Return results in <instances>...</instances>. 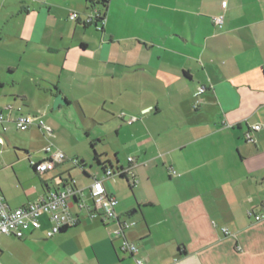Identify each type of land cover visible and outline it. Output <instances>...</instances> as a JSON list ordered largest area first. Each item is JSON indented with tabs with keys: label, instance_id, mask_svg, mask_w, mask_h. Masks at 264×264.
<instances>
[{
	"label": "crops",
	"instance_id": "1",
	"mask_svg": "<svg viewBox=\"0 0 264 264\" xmlns=\"http://www.w3.org/2000/svg\"><path fill=\"white\" fill-rule=\"evenodd\" d=\"M91 8L105 18L101 31L83 22ZM73 12L78 20L68 18ZM18 14L17 33L1 27L0 43L18 44L20 57L4 60L0 71L22 69L38 96L31 101L25 86L12 96L20 100L14 110L41 118L56 148L84 166L97 154L108 156L113 171L132 168V177L113 175L104 186L119 200V222L134 224L124 235L138 253L120 250L121 239L110 234L115 221L82 211L75 226L103 228L92 240L64 243L79 264H264V131L245 139L251 126L264 125V0H21ZM96 128L114 130L117 145L68 153L71 138L84 147L81 135L97 138ZM71 161L35 172L40 187L23 198L1 187L0 194L20 208L51 190L56 176L86 194L103 174L90 177ZM118 179L135 180L133 203ZM47 223L24 239L46 236Z\"/></svg>",
	"mask_w": 264,
	"mask_h": 264
},
{
	"label": "rangeland",
	"instance_id": "2",
	"mask_svg": "<svg viewBox=\"0 0 264 264\" xmlns=\"http://www.w3.org/2000/svg\"><path fill=\"white\" fill-rule=\"evenodd\" d=\"M20 10L21 0H0V29L4 27L5 34L14 35L17 33L19 29L18 20L20 18L18 13ZM18 52V44L12 42L0 43V69L4 60L10 59L18 62L20 57ZM15 68L16 72L11 76L6 71H0V83L4 84V87L0 88V110L3 113H6L4 109L8 106L16 109L20 105V100L16 98L14 101L12 96L20 97L21 95L16 93L21 92L25 86L33 94V96H30L31 101H33V97L36 98L34 95L38 96L36 89L28 82L29 77L25 75L22 69L17 66ZM60 102L62 103V100ZM68 116L72 118H68L67 127L73 130L75 126H71L69 121H73L75 115L71 113ZM77 118L78 122L82 124L81 119ZM8 127L9 129L6 133L0 131V139H2V142H0V167H2L0 169V187L9 198H23L25 191H37L40 187L41 178L32 170L29 162L42 160L47 154L42 153L41 150L49 143L42 138L41 133L37 135L32 131L19 132L12 125ZM94 133V135L99 136L97 138L92 136L93 138L87 140L84 139V135H81L80 141H84V147L75 145L74 139L71 138L72 142L70 144L73 149L68 153L90 150L91 143L99 151L104 150V146L110 148L117 145L115 132L111 128H96ZM52 144L54 145L52 151H55L57 148L53 140ZM65 155L68 160H75L74 157L69 156L67 153ZM106 157L108 156L101 155V159L105 161L106 168L110 169L108 160H105L107 159ZM109 161L115 168L117 164H115L114 158ZM119 163L126 166L125 157L120 156ZM84 168L89 172L90 177L103 174V168L94 162L87 161ZM75 172H79L80 179L83 180L82 173L78 170ZM72 177L75 178L74 175ZM117 181H119L118 186L120 185L119 190L128 196L129 202L133 203L132 180L118 179ZM40 222L43 228L48 226L45 217H42ZM100 227L92 226L90 221H82L79 226L68 228L66 232L58 233L52 238L41 236L16 239L14 237L0 236V262L1 264H79L82 261L80 256L71 255L64 243L71 240H92L99 237Z\"/></svg>",
	"mask_w": 264,
	"mask_h": 264
},
{
	"label": "built area",
	"instance_id": "3",
	"mask_svg": "<svg viewBox=\"0 0 264 264\" xmlns=\"http://www.w3.org/2000/svg\"><path fill=\"white\" fill-rule=\"evenodd\" d=\"M68 18L72 21L78 20L79 14L76 12L70 13ZM83 22L85 25H94L96 30L101 31L105 25V18L97 9L91 8L89 13L84 14ZM222 22V16L214 19V23L218 27H221ZM204 91L205 88L200 87L197 95L202 94ZM4 111L6 113L0 110V131L2 133L8 131L9 125H12L19 132H26L31 127H36L49 143L42 149V152L48 155L47 158L38 162H29L30 167L37 174L43 175L52 172L57 165L65 162L66 156L62 151L58 149L52 151L54 147L52 140L55 136L51 127L46 125L41 118L23 115L11 106L6 107ZM134 121L135 118H130L127 122L131 124ZM258 131H264V125L255 124L251 126L245 133V139L253 142L254 140L251 138L250 133ZM0 142H2V139H0ZM71 162L74 166H78L77 160H72ZM128 162H132V159L128 158ZM131 169L129 167L124 170L113 171L105 166L103 176L101 178L94 177L92 183L85 189L87 190V194H85L84 189H80L76 185L75 180L56 176L53 178V188L51 190L41 194L25 206L16 209L9 208L4 197L0 194V236L24 239L29 232H35L41 228L40 219L45 217L50 223L46 237L52 238L62 230L77 225V215L79 212L84 211L90 218H96L101 215L104 221H115L116 228L110 234L113 238H120V250L133 257L138 253V248L134 243L127 241L124 232L134 224L119 222L116 214L118 202L114 196L106 192L104 186L106 179L113 175L132 177ZM170 172L174 174V171L170 170ZM132 182L135 183V180L132 179ZM262 206H264V202ZM251 215H253L252 212H249L248 216ZM261 219V216H255L256 221ZM223 232L228 234L226 229ZM136 264H144V262L138 259L136 260Z\"/></svg>",
	"mask_w": 264,
	"mask_h": 264
},
{
	"label": "trees",
	"instance_id": "4",
	"mask_svg": "<svg viewBox=\"0 0 264 264\" xmlns=\"http://www.w3.org/2000/svg\"><path fill=\"white\" fill-rule=\"evenodd\" d=\"M98 1H100V3L103 4V5H105L106 2H107V0H98ZM92 149H93V148H92ZM99 157H101V156L95 154V156H94V161H95V163H96L97 165H100V166L103 168V172H104L105 163H101V162L99 161V159H98ZM78 166H79V167H83L84 165H83L82 163L78 162ZM32 170L34 171V169H32ZM34 172H35V171H34ZM130 188H131V187H130ZM66 230H67V229L62 230L60 233L66 232Z\"/></svg>",
	"mask_w": 264,
	"mask_h": 264
}]
</instances>
